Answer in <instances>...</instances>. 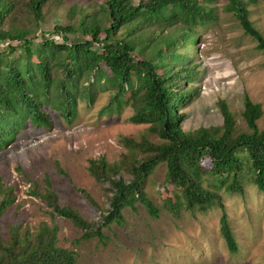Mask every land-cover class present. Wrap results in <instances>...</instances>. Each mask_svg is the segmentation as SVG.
<instances>
[{
  "label": "trees",
  "instance_id": "trees-1",
  "mask_svg": "<svg viewBox=\"0 0 264 264\" xmlns=\"http://www.w3.org/2000/svg\"><path fill=\"white\" fill-rule=\"evenodd\" d=\"M211 1L138 0L134 5L100 0L87 10L71 6L61 22L44 30L48 19L56 18L51 13L60 0H0V148L26 123L47 127L43 106L71 118L75 95L91 102L96 88L112 89L101 113L117 114L128 103L130 122L145 124V134L157 137L156 142L145 136L138 142L123 139L128 156L116 164L88 161L92 179L106 183L108 208L99 221L87 222L69 206H59L49 190L40 196L48 214L68 221L81 239L102 240L98 222L119 223L121 211L136 202L154 216L145 185L163 163L165 180L179 190L169 203L171 211L180 205L189 211L215 206L226 249H237L218 191L242 194V187L252 184L264 195V129L256 125L260 107L243 97V131L236 129L223 101L217 103L218 127L184 132V115L177 113L195 93L189 82L196 70L187 54L197 38L194 28L217 19ZM223 10L264 52L263 38L247 19L246 3L227 0ZM137 53L141 58L133 57ZM79 193L93 204L83 190ZM13 200L11 188L0 183V218ZM19 229L11 226L0 236V264H75L73 252L57 246V226L40 223L32 233Z\"/></svg>",
  "mask_w": 264,
  "mask_h": 264
},
{
  "label": "rangeland",
  "instance_id": "rangeland-1",
  "mask_svg": "<svg viewBox=\"0 0 264 264\" xmlns=\"http://www.w3.org/2000/svg\"><path fill=\"white\" fill-rule=\"evenodd\" d=\"M99 1L60 0L51 13L56 18L48 19L42 29L61 22L71 6L87 10ZM240 1L246 3L247 19L264 40V1ZM131 2L135 5L138 0ZM226 2L211 1L217 19L194 28L197 38L187 57L196 70L189 82L195 93L177 109L184 115V132L220 126L219 101L232 114L236 129L245 130L240 116L244 96L259 105L261 116L256 125L264 129V52L256 49L255 40L223 10ZM133 57L141 58L138 53ZM30 61L34 62L33 58ZM111 92V88H96L91 102L79 98L78 93L71 118L43 106L49 117L47 127L26 123L0 148V183L11 188L14 198L0 218V236L5 237L11 226L32 233L40 223L49 228L55 225L57 246L72 251L75 264H264V195L252 184H245L242 194L218 191L237 248L229 252L219 233L220 211L215 206L189 211L180 205L176 213L171 211L169 203L179 190L165 180L163 163L154 168L145 185V195L156 214L149 215L136 202L133 208L121 211L119 223L104 226L98 222L102 240H83L68 221L48 214L40 197L46 190L54 193L59 206H69L87 222L99 221L108 208L102 190L106 183L92 179L88 161L120 162L123 155L128 156L123 139L138 142L145 136L157 141L145 134V124L130 122L133 109L128 103L121 105L117 114L101 113ZM207 162H202L203 167ZM201 185L210 190L205 183Z\"/></svg>",
  "mask_w": 264,
  "mask_h": 264
}]
</instances>
